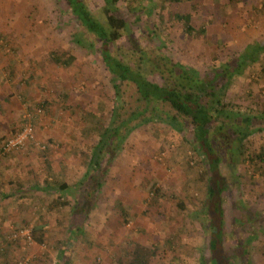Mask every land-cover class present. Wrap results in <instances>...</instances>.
Returning a JSON list of instances; mask_svg holds the SVG:
<instances>
[{"label": "rangeland", "instance_id": "1", "mask_svg": "<svg viewBox=\"0 0 264 264\" xmlns=\"http://www.w3.org/2000/svg\"><path fill=\"white\" fill-rule=\"evenodd\" d=\"M87 1L94 7L102 2ZM214 1L144 0V8L129 12L125 2L117 6L134 42L148 47L155 37L174 59L210 72L218 55L206 53L211 41L204 25ZM65 7L61 0H0V61H9L0 67V144L20 127L26 110L41 109L32 118L35 142L0 155V173L13 176L5 181L19 184L20 193L24 186L32 191L28 199L14 198H21L25 211L17 213L10 200L0 215V264H131L136 249L145 264H208V230L200 221L207 175L188 130L161 121L133 130L114 158L101 164L89 214L74 211L87 206L76 181L109 123L113 87L95 48L75 42L95 39ZM185 23L194 30L186 33ZM117 45L124 52L128 33ZM125 99L128 112V90ZM258 101L252 110L256 132L246 145L252 157L264 148V101ZM243 158L239 176L223 192L226 249L237 263L247 255L249 264H264V164ZM63 183L67 187L59 190ZM28 224L34 227L32 244L7 238Z\"/></svg>", "mask_w": 264, "mask_h": 264}, {"label": "trees", "instance_id": "2", "mask_svg": "<svg viewBox=\"0 0 264 264\" xmlns=\"http://www.w3.org/2000/svg\"><path fill=\"white\" fill-rule=\"evenodd\" d=\"M120 1L125 2L128 12L132 8H144V0H102L97 7L87 0H61L69 10L71 20L78 22L86 34L95 39L91 41L87 37L89 41H86L77 37L75 42L95 48L112 76L113 87L109 123L92 148L82 178L76 181L82 188L81 205L87 206L76 205L74 211L84 216L89 214L102 182L100 166L114 158L127 136L146 123L161 121L179 132H191L193 151L207 175V198L202 210L203 219H200L208 230L205 261L208 264H249L247 255L237 263L227 254L225 236L228 231L223 206V192L239 176L236 169L244 160L243 156L251 162L256 160V163L264 164V148L261 147L253 157L246 153L248 138L256 132L252 109L241 107L227 93L240 66L211 64L214 67L210 72H199L174 59L155 37L149 40L148 47L134 42L129 36L127 20L118 9ZM185 30L187 33L194 29L185 23ZM127 33L128 47L121 52L117 44ZM72 58L64 64H70ZM54 60L59 62L60 59ZM127 90L128 112L124 109ZM254 113L258 115L259 112ZM65 187L67 185L63 183L59 190ZM179 205L182 207L181 203ZM146 262L141 251L134 250L131 264Z\"/></svg>", "mask_w": 264, "mask_h": 264}, {"label": "crops", "instance_id": "3", "mask_svg": "<svg viewBox=\"0 0 264 264\" xmlns=\"http://www.w3.org/2000/svg\"><path fill=\"white\" fill-rule=\"evenodd\" d=\"M214 2L205 16L204 32L206 37L210 38V46L213 43L216 46L213 50L207 46L206 53L211 54L214 51L218 55L217 65H230L233 68L240 66L236 76L232 78V85H237L238 89L231 91L229 88L227 93L232 101L237 99L234 102L240 106L257 110L260 105L258 100L262 103L264 101V0H215ZM207 58L212 60L213 56ZM8 62V60L0 61V67L5 69L8 67ZM24 91L26 88L22 92ZM7 178L13 181V176L0 173V215L3 217L5 210L9 208L10 200L13 201V209L20 210L16 211L17 213L25 211H21L24 208L21 198L16 200L20 206L14 202V198L25 194L28 199L32 193L29 186H24L25 192L20 193L19 184L16 182L10 184L12 183L10 180L5 181Z\"/></svg>", "mask_w": 264, "mask_h": 264}, {"label": "built area", "instance_id": "4", "mask_svg": "<svg viewBox=\"0 0 264 264\" xmlns=\"http://www.w3.org/2000/svg\"><path fill=\"white\" fill-rule=\"evenodd\" d=\"M41 110L38 108L33 112L26 110L22 115V123L20 127L10 136L6 137L0 144V155H7L16 151H21L28 145L35 142L33 115L39 113ZM34 227L32 224L23 225L14 228L8 235L9 240H21L25 244H32Z\"/></svg>", "mask_w": 264, "mask_h": 264}]
</instances>
